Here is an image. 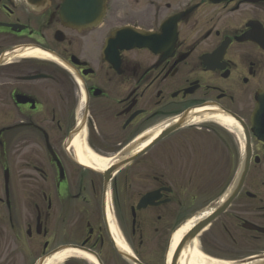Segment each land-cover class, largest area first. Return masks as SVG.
Returning <instances> with one entry per match:
<instances>
[{
  "label": "flooded vegetation",
  "instance_id": "af4514ba",
  "mask_svg": "<svg viewBox=\"0 0 264 264\" xmlns=\"http://www.w3.org/2000/svg\"><path fill=\"white\" fill-rule=\"evenodd\" d=\"M87 6L0 0V264L264 258V0Z\"/></svg>",
  "mask_w": 264,
  "mask_h": 264
},
{
  "label": "water",
  "instance_id": "95a60500",
  "mask_svg": "<svg viewBox=\"0 0 264 264\" xmlns=\"http://www.w3.org/2000/svg\"><path fill=\"white\" fill-rule=\"evenodd\" d=\"M70 1H71V3L74 4V6H76V5L84 6L85 7V12H87L85 15L86 16H88V15L91 16L92 15V17H94V19H92V21H96L95 19L98 18V15L100 13H98L99 10L97 12L93 11V12L88 13L89 10H88V6H87V1H89V0H70ZM94 1H99V0H94ZM102 3H103V0H102ZM90 7H93V5L90 4ZM101 7H102V9L100 8V11L103 13V5H101ZM61 14H62V17L64 19V3H63V8H62V13ZM136 32L137 33L134 34L135 35V39H134L135 42L133 43V46H139V47L147 45V43L145 42L146 38L149 39V37L151 36V34H153V33L145 32V31H136ZM125 163H126V161H125ZM120 165H122V164H120ZM118 167H119V165H116L115 168L118 169ZM198 230L196 231V233L198 232ZM122 255L126 259H128L130 262H132L133 264H143L134 255H125V254H122ZM176 260L177 259H176V255H175L174 258L172 259V264H176ZM250 264H264V258L257 259V260H253V261L250 262Z\"/></svg>",
  "mask_w": 264,
  "mask_h": 264
},
{
  "label": "bare ground",
  "instance_id": "6f19581e",
  "mask_svg": "<svg viewBox=\"0 0 264 264\" xmlns=\"http://www.w3.org/2000/svg\"><path fill=\"white\" fill-rule=\"evenodd\" d=\"M86 161V160H85ZM188 227L189 226H186L185 228H184V230H187L188 229ZM182 233V230L180 231V234ZM179 234H177V237H176V239H175V241H177L178 239H179ZM67 252H72V251H67ZM66 254H64V251H62V252H59L58 254H57V256H55V257H50V262L53 260V259H55V258H58V259H62V258H64V256H65ZM193 261L195 262V259L193 258Z\"/></svg>",
  "mask_w": 264,
  "mask_h": 264
},
{
  "label": "rangeland",
  "instance_id": "374dc122",
  "mask_svg": "<svg viewBox=\"0 0 264 264\" xmlns=\"http://www.w3.org/2000/svg\"><path fill=\"white\" fill-rule=\"evenodd\" d=\"M20 192L23 193L22 190H20ZM120 212H121L122 214L125 213V207H124V206L121 207ZM0 247H1V243H0ZM146 248H147L149 251L152 250L151 247H150V243H147V244H146ZM158 257L161 258V255H160L159 252L156 253V255H155V260H156ZM19 259H20V262H22V259H21V258H19ZM122 264H123V263H122Z\"/></svg>",
  "mask_w": 264,
  "mask_h": 264
}]
</instances>
